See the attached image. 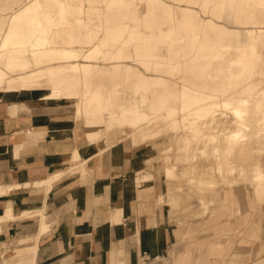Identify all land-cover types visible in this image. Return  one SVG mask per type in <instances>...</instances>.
<instances>
[{"label": "crops", "instance_id": "1", "mask_svg": "<svg viewBox=\"0 0 264 264\" xmlns=\"http://www.w3.org/2000/svg\"><path fill=\"white\" fill-rule=\"evenodd\" d=\"M87 3L84 0L85 11L68 12L70 20L84 19L77 28L82 51H91L101 41L108 18L101 7L86 11ZM9 14L0 12V26ZM200 14L204 20L214 19L209 13ZM226 20L229 22V18ZM67 30L59 31L55 47L70 46ZM115 48L127 58L95 60L84 81L89 90L105 87L111 104L98 113L83 107V125L74 119L72 97L45 98L54 88L80 89L76 77L67 71L70 64L24 56L17 70L10 72L1 66L6 78L0 84V218L4 219L0 221V264H203V259L205 264H264L263 204L262 210L256 211L264 203V189L255 190L250 172L249 182L229 188L226 195L215 189L206 193L211 205L207 216L183 226L177 222L178 215L197 208L199 200H185L181 211L159 200L166 190L163 163H149L165 149L166 139L132 146L128 137H106L104 127L122 129V112L152 98L144 92L151 78L182 83L180 74L145 70L133 44ZM110 51L112 56L115 50ZM158 52L163 57L157 60L162 69H170L171 64L181 66L182 62L168 60L169 45H162ZM144 62L155 67L154 60ZM8 88L15 94L5 96ZM176 88H162L169 101L177 100ZM92 128L100 131L93 139L96 144L86 137ZM186 137L179 134L170 141V162L178 167L189 163L195 149L190 143L183 151L180 139ZM250 147L248 143L244 149ZM75 148L88 160L91 174L83 176L68 170ZM200 158L211 166L215 164L213 150ZM62 168L67 172L45 192L44 187L33 185ZM144 172L152 174L148 180L138 177ZM237 190H242L241 205L236 204ZM204 202L201 200L202 210ZM189 204L194 205L188 208ZM42 208L49 230L38 235L39 214H24Z\"/></svg>", "mask_w": 264, "mask_h": 264}, {"label": "bare ground", "instance_id": "2", "mask_svg": "<svg viewBox=\"0 0 264 264\" xmlns=\"http://www.w3.org/2000/svg\"><path fill=\"white\" fill-rule=\"evenodd\" d=\"M105 1L106 4L101 7L93 0H86V2H88L86 11L94 12L101 7V10L105 11L108 17L105 20L106 30L104 37L89 52L80 49V34L77 28L84 22L83 17L74 20L68 19V12L78 13L85 11L84 0H0V12H10L9 18L4 21V26H0V84L4 82L6 78L5 72L2 71L3 69L1 66L4 65L7 71L10 72L17 70L20 63L19 61L23 59L24 56H30L36 60L60 59L70 64L67 71L71 76L76 77L80 89L74 91L72 86L62 90L54 88L50 93L46 94L45 98L58 99L75 96L80 99H85L86 95L94 97L97 95V92L95 90H89L84 85V81L95 60L99 59L108 62L120 60L122 57L127 58L122 55L123 53L120 50H116V45L122 44L125 46L127 44H133L135 49L138 50L137 60L139 64L144 65L145 70L153 72H162L157 60H163V57L158 54V48L162 45H169L170 52L168 54H174L183 61H196L198 58V60L202 61L204 59L207 61V65L204 68H200L203 74L208 77L207 80L204 81L203 79V85L198 89V92L193 95L189 94L191 89L187 86L183 87L181 90L179 89V93L188 95L181 98L178 104H169L172 102L170 101L168 103V100L166 101L163 98H158L157 104H154L155 102L153 99L149 101L142 100L141 105L134 107V111L131 112L125 120L127 129H109L110 133L106 134L107 137L111 138L115 134H127V137L131 140L132 146L150 144L151 142H155L159 136V140H162V134L164 133L162 130L156 129L147 131L150 121L152 123H165L161 127H167L169 131H172L177 124L182 126L183 122L185 123V121H187L190 127L194 125L198 126V130L195 131L193 136L195 143L200 142L202 136L212 137L215 142L213 144V153L215 156V170L213 173L215 177L214 180H210L211 185L206 184L205 186H199L201 189L202 187H211V189L220 190V193L226 195L229 188L237 187L240 181L243 183L249 182L243 169H238L237 166L232 165V162L233 164L235 163L233 156L238 155H233V153L248 147V143L243 141L248 139V137L253 138L250 136L253 131L254 134L256 133L255 129H253L254 118L251 113L249 114L248 112L258 110L264 115V109H260V104L257 101L264 98L262 96V94H264V89H261V91L258 89L256 90L255 85H257L258 82L255 83L253 81L254 77L258 76V79L264 82V73L260 70V67L258 69V61H261L262 56L258 50L260 40L256 37V32L264 31V0H247L249 8L245 13H243V6L240 4L233 7L234 0H172L177 3L174 7L162 0H137L138 3L136 0H103L104 3ZM142 3L145 4V10L141 6ZM198 7L200 8L199 10L197 9ZM174 10H178L183 16L179 18L175 17L173 15ZM199 11L203 14L209 13L214 19L226 20L229 18V21L231 17L233 18L232 14L237 13L238 17L235 22L242 26L241 28H229L217 23L212 18L204 20ZM130 23L133 25L132 27L129 25ZM259 24H263L262 27L258 26ZM64 28L69 29L66 35L68 41H70V46L66 43V46L69 47H55V37L58 38L59 31ZM236 31L244 32L245 38L243 39H245V42L233 47H230L228 44L216 45L211 41L209 34L211 32L217 35H227L229 32L235 33ZM182 33L186 35L183 37L180 36ZM232 39L236 38L233 36ZM204 46H211V53H201ZM112 49H114L115 52L112 56H109V52H111L110 50ZM262 59V68H264V58ZM144 60H154L155 67H150V64L144 62ZM170 60L171 58H169V61ZM199 66L196 67L197 70ZM132 72L134 71L132 70ZM151 79H154L155 82H159L160 84L165 83V79L162 78L153 77ZM209 79H211V81L218 80L219 82H223L220 84V92L222 93L228 89L227 81L239 84L238 90L242 91V93L236 92L235 95L229 96L227 94L228 96L224 95L218 98L212 93L216 91V88L214 85L209 84ZM145 85L144 92L150 97L151 90L147 87V83ZM12 92V88H8L5 96L12 95ZM21 93L26 94L30 92L22 91ZM238 94L239 96H237ZM163 107L164 109L158 112L159 108ZM73 110L77 114L83 111V107L74 108ZM147 110H152L153 116L150 117V114H147ZM204 112H209L211 116L217 117L215 121V131L212 130L215 133L214 136H212V134L206 135V133H204L206 130L200 129L201 124L199 123V117H201V115L203 117ZM189 115L194 116L198 121L192 118L188 119ZM74 119L78 120L77 117ZM223 124L228 127H230L231 124L237 125L239 130H230L222 133L221 129ZM262 125H264V121ZM103 129L106 128L104 127ZM91 130H93V128ZM91 130L87 131L86 134L89 140L92 137L90 134ZM176 131H178V129H176ZM98 136L99 135L95 137ZM185 140L188 142L187 138ZM252 142L258 143L260 148L262 147V140L258 141L254 139ZM182 146V148L185 149L186 143H183ZM161 147H163V145ZM166 147L167 145H165V149ZM165 149L163 151H165ZM195 152L197 156L193 152L191 162L183 167L189 171L190 176L186 174L185 183L177 185L175 189L184 191L192 190L189 188L193 186V191L197 189L198 186L195 179L196 173L192 168V158H199L202 150L196 147ZM255 160L259 170L255 171V175H252L250 182L255 183L254 188L259 192L264 189V157L262 155ZM81 161V156L77 150L73 155V160H71L72 163H76V166L72 169L70 168V171H79L84 176L88 168H85ZM228 161L232 162L227 166L226 163H228ZM194 169H196L195 164ZM203 169V167H200L199 172L201 173ZM192 170L194 175L192 174ZM163 171L165 174V182L175 176V172L172 168L166 167L163 168ZM66 172V169L64 172L63 168L59 171L55 170L54 174L57 175H51L48 179L34 181L33 185L44 187L45 192V189L48 190L54 180L56 181V179ZM144 173L142 175L138 174V177L148 180L146 178L152 175L150 172ZM186 180L188 181L186 182ZM22 185L23 184H21V186ZM168 190L172 191L174 189L166 185L165 191ZM3 193L4 192L1 194ZM236 193V198L238 199L236 204L241 205L242 190H237ZM172 194L174 196L163 198H170L177 211L183 209L184 206L180 207L183 202L181 196L175 194L174 191H172ZM199 202H201V199H199ZM236 204L234 207H237ZM203 205L202 211L191 212L184 215L183 219H177V222H179L178 224L185 225L195 218L207 216L210 209V201L205 200ZM37 213L40 217L38 233L44 232L49 228V225L45 222L43 208L27 212L24 215L28 216L29 214ZM1 220L4 219L0 218V221ZM206 262L205 259L201 261L203 264Z\"/></svg>", "mask_w": 264, "mask_h": 264}, {"label": "rangeland", "instance_id": "3", "mask_svg": "<svg viewBox=\"0 0 264 264\" xmlns=\"http://www.w3.org/2000/svg\"><path fill=\"white\" fill-rule=\"evenodd\" d=\"M94 1V0H93ZM172 1V0H171ZM207 1V0H206ZM95 2V1H94ZM96 2L98 3L99 6H104L106 4V1L105 3L103 2V0H96ZM136 2L138 3V1L136 0ZM173 3H168L170 4L172 7H174L177 3H175L174 1H172ZM237 2V3H236ZM167 3V2H166ZM205 4H208V3H205ZM241 5L243 6L242 9H243V13H245L247 11V9L249 8V3H247V0H234L233 1V7L234 6H237V5ZM210 5V3H209ZM141 6L143 7V9L145 10V4H141ZM241 13V12H240ZM173 15L177 18L179 17H182L183 15H181V13L178 11V10H174L173 11ZM233 15V19L231 17V20L229 22L225 21L224 19H218L219 21H217V23H220L222 25H225V26H228V27H233L234 28H241L242 25H240L239 23H236V19L238 17L237 13L236 14H232ZM205 17V15H203ZM234 23V24H233ZM263 24H259L258 26L262 27ZM210 34V37H211V41L213 43H215L216 45L218 44H228L230 45V47H233L235 45H239V44H242L245 42V38L244 37V32H238L236 31L235 33L234 32H229L227 35H217L215 33H209ZM186 35L185 33H182L180 36H184ZM235 37L236 39H232V37ZM239 37V38H237ZM256 37L259 41V53H261V56L262 58H264V31L263 32H256ZM204 49L201 51V53H211L210 52V49L212 48L211 46H204L203 47ZM138 50H136L135 52H137ZM140 51H143V50H140ZM149 51H152V50H149ZM90 52V51H89ZM177 54V53H175ZM169 58H171L170 62H173V61H176V62H182L181 63V66L179 67V65L177 64L175 67H173V64H171V66L169 67L170 69H162L161 68V71L165 74H170L171 76H175V75H179L181 76V85H176V84H172V83H169L165 80V83L164 84H160L159 82H155L154 79H150L149 81L150 82H147V87L149 88V90H151V99H153V101L155 102L154 104H157V99L158 98H163L165 99L166 101L168 100L166 97H165V94L167 92L166 89L169 85H171L173 88L177 87L176 88V91H175V96L177 98V100H172L171 102L172 103H169L170 101L168 100V103L169 104H172L173 103H176L178 104L180 99L183 98V97H186L188 94H185V93H179V89L181 90L183 87H189L191 89L190 93L191 95L193 94H196L198 92V89L201 88V86L203 85L202 84V81L204 79V81L207 80V76L205 74H203V71H201L200 68H204L206 65H207V61H205L204 59L201 61V60H196V61H191V60H187V61H183L181 58H178L177 56H175L174 54L173 55H169L168 54V60ZM261 58V61L259 60L258 61V69L260 67V70L264 73V68H262L263 66V62H262V59ZM80 60V59H79ZM205 61V62H203ZM200 65V66H199ZM199 66L198 70L196 69V67ZM130 68H128L129 70ZM195 69H196V72H195ZM132 72V70H130ZM131 77H134V75H132ZM186 77V78H185ZM185 81H188V82H185ZM253 81L257 83V85H255V88L256 90H260L261 89H264V82L263 80H260L258 79V76L257 77H254ZM223 82H219L218 80H215V81H211V79H209V84H212L215 86L216 88V91H213L212 93L215 94L216 97L218 98H221L222 96L224 95H229V96H232V95H235L236 92L238 93H242V91L238 90L239 89V84H235L233 83L232 81H227L228 83V86L225 90V92H220V84H222ZM154 89V91H152V89ZM165 89L164 90H162ZM97 92V95L94 96V97H90L89 95H86L85 96V99H80L79 97H72V99H74V106H73V109L74 108H82V107H85L89 110H91L92 112H95V113H98L100 111H103L107 108H109L110 104H111V101L109 99V95L107 94V90L105 87H102V86H98L96 87L95 89H93ZM173 90V89H172ZM218 90V91H217ZM228 90V91H227ZM153 92V93H152ZM18 93V92H16ZM2 94V93H0ZM12 94H15V92L13 91ZM227 95V96H228ZM239 96V94L237 95ZM262 96L264 97V94H262ZM70 97V96H68ZM60 99V98H58ZM72 100H69V103H70V106L72 108ZM149 101V100H148ZM260 104V109H264V98H261L260 100H257ZM164 109L163 108H159V111L158 112H161L162 110ZM249 109V108H248ZM250 110V109H249ZM134 111V108H131L130 110H127V111H124L122 114H121V121H122V125H123V128L124 129H127V125L125 124V120L128 118L129 114L131 112ZM257 111V112H256ZM249 111L248 113L252 115V117L254 118V122H253V126L256 131V133L254 134V131L253 133H251L253 138H250L248 137V139H246L245 141L243 142H247V143H250V148L248 150L247 149H242L241 151L239 152H235L233 153L234 154H238V155H235L233 156L232 158L234 159L235 163L233 164L232 161H228L227 166L230 165L232 162V165L234 166H237L238 169L239 168H242L243 169V172H245L246 174V177H248L247 174H249L250 172V175L252 177V175H255V171H258L259 170V167L256 166L257 162L255 159L261 157L263 155L264 157V130H263V127L264 125H262L263 121H264V115L261 113V111ZM74 112V118L77 117L79 122H81V124L83 125V117H82V111L77 113L73 110ZM217 113V111H216ZM215 113V114H216ZM147 114H150V117L153 116V112L152 110H147ZM214 114V115H215ZM263 115V116H262ZM195 119L194 116H191L189 115L188 116V119ZM200 120H199V123L201 124L200 125V129H204L206 130L204 133L207 134H212V136L215 135V133L212 131L214 130L215 131V121L217 119V117H214L213 115L211 116L209 114V112H204L203 113V117L201 115V117H199ZM202 119V120H201ZM198 121V119H195V121ZM165 124V123H152L150 121V124L149 126L147 127V131H150V130H162L164 133L162 134V138L163 139H166V144L167 147L165 149V151H162V152H159L157 153L155 156H153L150 160H149V163H151L152 160H156L158 162H161L163 163V168H172L175 172V176L174 177H171L166 183V185H169L171 186L172 191H174L175 194H178L179 196H181V198L183 199V202L181 203V206H184L185 203H187L188 200H193L194 198H197L198 200L201 199V200H207L206 199V196L205 194L208 193L211 189V187H202V189L199 187V186H205L206 184H210V180H214V173L213 171L215 170V164L213 166L212 163H206V162H202L200 159V157L202 156H205L207 155L208 153H211V151L214 149H211V143L213 142V144L215 143L214 140L212 139V137H205V136H202V139L200 142L198 143H195L194 140H193V136L195 134V131L198 130V126L194 125L193 127H190L189 124L187 123V121H185V123L183 122L182 126H180V124L177 126H175L174 129H172V131H169V129L167 127L165 128H162L161 126ZM237 125H232L230 127H228L227 125H222V133L223 132H227V131H230V130H239V127ZM237 128V129H235ZM176 129H178V131H176ZM104 131V134H109L110 131H109V128H106V129H103ZM221 132V131H220ZM100 131L98 128H93V130H91L90 134H91V139L89 141L91 142H94L93 139L96 138L95 136L99 135ZM171 133V134H170ZM179 134H184L186 135L187 139H188V142L185 140V139H180V142L183 144V143H186V147L185 149H183V151L187 150V147L188 145L193 144L194 145V153L196 154L195 150H196V147L199 149V150H202V153L200 155V157H196V158H192V168L193 170L195 171V179H196V184H197V189H195L193 191V187H190L189 189H192V190H178V189H175L177 187V185L179 184H183L185 183L184 180L186 178V174L189 175V171L186 169V168H183L184 166L182 167H178L176 165H173L171 162H170V152H171V147H170V141L173 140V138H175V136L179 135ZM254 134V135H253ZM119 135V139H122L123 137H127V134H117ZM107 137V136H106ZM189 137V138H188ZM98 138V137H97ZM108 138V137H107ZM160 138V136H159ZM159 138L155 141V142H151L150 144H154L156 143L157 141H159ZM254 139H257L258 141L259 140H262L263 144H262V147L260 148L259 144L258 143H255V142H252ZM111 140V139H109ZM124 141H127L126 139H124ZM168 141V143H167ZM190 141V142H189ZM96 144V143H95ZM196 144V145H195ZM185 146V145H183ZM182 146V147H183ZM253 146H257V147H253ZM98 149H103L105 148L106 146H97ZM77 152L76 148L74 149V151L72 152L71 154V160H73V155ZM192 152V153H193ZM192 153H190V159H189V163L191 162V157H192ZM197 156V154H196ZM239 158V159H238ZM81 163L85 166V168H88L86 170L87 173H85L86 175L88 174H91L90 170H89V165H88V160L87 159H83L81 157ZM251 162V163H250ZM188 163V164H189ZM244 163H247V165H244ZM248 163L249 166H248ZM187 164V165H188ZM194 164L196 166V169H194ZM207 164V167H205V165ZM74 166H76V163H72L70 164L69 166V170H71ZM171 166V167H170ZM200 167H203V171L200 173ZM71 168V169H70ZM256 169V170H255ZM193 170H192V174H193ZM200 173V175H199ZM50 175H57V174H54L51 173ZM194 175V174H193ZM190 176V175H189ZM209 177V180L206 181L205 178L206 177ZM240 180V179H238ZM188 180H186L187 182ZM240 183H242L240 181ZM252 185L254 186L255 183L251 182ZM172 191L171 190H168V191H165V193L163 195H160V199L161 201H166L168 203H170L171 207L174 208V205L172 204V201L170 198H163V197H167V196H172ZM189 191V192H188ZM174 196V195H173ZM187 200V201H184V200ZM199 205L197 208H194V209H190V211H186L184 213H180L177 217V219H183L184 215H187L191 212H200L202 210V207H201V202H199ZM262 204H263V209H264V203L262 202L260 205H259V208L256 210L257 212L260 211L261 207H262ZM194 204H189V207L190 208L191 206H193ZM211 206V205H210ZM204 207V205H203ZM201 208V209H200ZM175 209V208H174ZM176 210V209H175ZM262 210V209H261ZM181 211V210H179ZM39 235V233H38Z\"/></svg>", "mask_w": 264, "mask_h": 264}]
</instances>
